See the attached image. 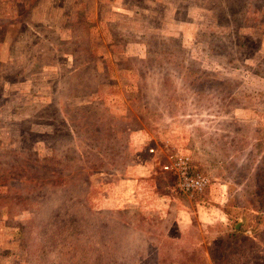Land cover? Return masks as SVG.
<instances>
[{"label":"rangeland","instance_id":"rangeland-1","mask_svg":"<svg viewBox=\"0 0 264 264\" xmlns=\"http://www.w3.org/2000/svg\"><path fill=\"white\" fill-rule=\"evenodd\" d=\"M260 194L264 0H0V264H264Z\"/></svg>","mask_w":264,"mask_h":264},{"label":"built area","instance_id":"built-area-1","mask_svg":"<svg viewBox=\"0 0 264 264\" xmlns=\"http://www.w3.org/2000/svg\"><path fill=\"white\" fill-rule=\"evenodd\" d=\"M149 152H152V150H149ZM162 169L173 174L176 186L183 194L191 195L192 193L201 192L206 185L204 177L191 172L189 159L179 153L169 154Z\"/></svg>","mask_w":264,"mask_h":264},{"label":"trees","instance_id":"trees-1","mask_svg":"<svg viewBox=\"0 0 264 264\" xmlns=\"http://www.w3.org/2000/svg\"><path fill=\"white\" fill-rule=\"evenodd\" d=\"M262 195L264 194H260V196ZM257 216L258 217H256V219H263L261 217V214ZM226 238L228 239V242L225 243V246L222 244H218L216 251H213V253H211L212 251H210L209 261L211 264H231L226 260L227 255H225V252L231 250V244L237 239V236L235 235V233H229L226 235Z\"/></svg>","mask_w":264,"mask_h":264}]
</instances>
